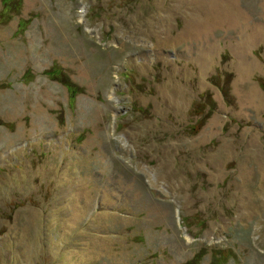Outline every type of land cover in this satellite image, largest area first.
I'll return each mask as SVG.
<instances>
[{"label": "rangeland", "instance_id": "1", "mask_svg": "<svg viewBox=\"0 0 264 264\" xmlns=\"http://www.w3.org/2000/svg\"><path fill=\"white\" fill-rule=\"evenodd\" d=\"M262 76L264 0H0V264H264Z\"/></svg>", "mask_w": 264, "mask_h": 264}, {"label": "trees", "instance_id": "2", "mask_svg": "<svg viewBox=\"0 0 264 264\" xmlns=\"http://www.w3.org/2000/svg\"><path fill=\"white\" fill-rule=\"evenodd\" d=\"M48 72H49V74L54 75L56 72H58V70H56V67L54 66V67H53V70H50V71H48ZM260 84H261V87L264 89V76L261 77V79H260ZM67 85H68L69 90H70V91H73V92H74V88H77V87H76L74 84H72V83H67Z\"/></svg>", "mask_w": 264, "mask_h": 264}]
</instances>
